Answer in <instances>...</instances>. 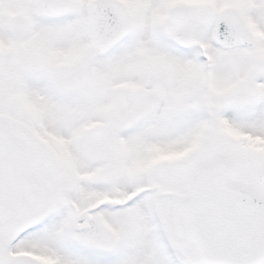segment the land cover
<instances>
[{
	"label": "snow or ice",
	"instance_id": "6c2138e0",
	"mask_svg": "<svg viewBox=\"0 0 264 264\" xmlns=\"http://www.w3.org/2000/svg\"><path fill=\"white\" fill-rule=\"evenodd\" d=\"M0 264H264V0H0Z\"/></svg>",
	"mask_w": 264,
	"mask_h": 264
}]
</instances>
